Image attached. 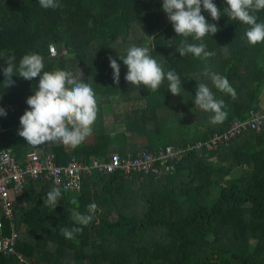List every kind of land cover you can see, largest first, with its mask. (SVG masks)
I'll return each mask as SVG.
<instances>
[{"label": "trees", "instance_id": "16d2710c", "mask_svg": "<svg viewBox=\"0 0 264 264\" xmlns=\"http://www.w3.org/2000/svg\"><path fill=\"white\" fill-rule=\"evenodd\" d=\"M213 2L223 14L226 0ZM58 3L56 9H45L39 0H0V54L14 55L17 66L25 54H39L45 71L68 70L89 83L99 109L94 139L75 149L59 142L27 144L18 135L20 117L29 108L26 100L39 77L25 80L14 75L15 85L5 88L7 61L0 57V107L7 111L0 116V150H9L19 160L38 150L42 157L53 156L57 165L67 164L73 155L92 164L94 159L104 163L115 153L126 156L142 148L195 145L236 124L239 131L212 148L195 145L197 149L181 155L172 172L159 177L91 169L81 174L78 188H60L62 198L54 211L44 200L56 186L42 178L30 180L22 193H13V216L2 215L3 235L15 223L20 233L17 248L34 264H264V127L251 128L248 123L264 112V43L250 45L247 25L226 14L214 21L202 9L219 28L203 40L207 50L215 52L204 62L176 51L185 38L175 33L163 0ZM256 15L264 22V10ZM187 41L200 43L192 37ZM132 45L148 47L165 73L171 70L181 77V96L171 93L166 79L155 92L125 80L128 69L119 55H126ZM109 56L120 64L119 84ZM206 66L228 79L235 99L204 76ZM198 80L225 102L228 115L223 123L214 125L208 118L190 123L177 110L176 101L184 98L196 112ZM123 101L134 103L125 115L115 112V104ZM108 114L115 119L122 115L123 129L116 122L109 124ZM90 203L97 204L98 211L87 226L79 225L73 215L87 214ZM76 227L83 230L72 239L61 234L62 228ZM0 264L27 263L0 252Z\"/></svg>", "mask_w": 264, "mask_h": 264}, {"label": "clouds", "instance_id": "9594fccd", "mask_svg": "<svg viewBox=\"0 0 264 264\" xmlns=\"http://www.w3.org/2000/svg\"><path fill=\"white\" fill-rule=\"evenodd\" d=\"M39 3L45 9L59 7L58 0H39ZM226 4L227 7L223 9L222 14V10L217 7L213 0H163L162 9L167 13V18L172 23L175 33L177 36L185 38L176 49L181 56L191 54L204 62L215 56L214 51L207 50L203 40L209 34L214 36L219 28L216 23H210L206 19L202 14V9L209 12L214 21H219L220 17L226 14L230 20L247 25L245 36L250 45L255 46L258 43H264V22H258L256 15V13L264 10V0H226ZM188 37H192L200 43H188ZM53 48L54 46H52ZM53 53L55 54L56 51ZM0 57L6 58L7 61V67L3 68L5 88L15 85L16 82L12 79L14 75L25 80H33L39 77L34 94L26 100L29 108L20 117L18 135L23 137L27 144L32 147H40L59 142L66 147L75 149L92 134L99 109L96 94L89 83L68 70L45 71L44 59L39 54H25L20 59L18 66L15 63L14 55L0 54ZM119 57L128 69L125 80L133 86L138 88L140 85H144L150 92H155L166 79L168 89L173 95L182 94L181 77L171 70L165 73L152 55V50L148 47L132 45L127 49L126 55H119ZM109 60L113 69L114 81L119 84L120 64L111 56H109ZM203 74L210 78L214 87L220 92L230 95L233 99L236 98V91L226 77L211 72L207 66ZM194 102L196 107L212 113L210 123L221 124L226 120L228 113L224 110L225 102L222 99H216L207 84L198 83ZM6 115V109L0 107V116ZM256 115L264 116V112L261 111ZM250 127L262 128L264 124L258 127L250 125ZM206 142L202 143L206 145ZM166 145H173L176 148L183 147L175 144ZM64 191H67V187ZM61 198V189L54 187L47 193L44 205L54 211ZM72 203L77 204L78 202L73 199ZM97 211V204L90 203L87 206V214H74L73 220L79 225L87 226ZM82 230L81 227L71 230L62 228L61 234L66 239H72L74 233L82 232ZM20 263L34 264L29 259L28 262Z\"/></svg>", "mask_w": 264, "mask_h": 264}, {"label": "built area", "instance_id": "2783aa9c", "mask_svg": "<svg viewBox=\"0 0 264 264\" xmlns=\"http://www.w3.org/2000/svg\"><path fill=\"white\" fill-rule=\"evenodd\" d=\"M252 127H258L264 124V116L256 115L249 121ZM238 124L234 125L223 133H216L213 138L206 142L208 148L223 142L224 139L232 135L235 130L239 131ZM244 125V124H242ZM0 123V131L2 130ZM199 142L195 145H203ZM195 145L186 147H174L166 145L165 147L155 149H142L137 153H128L121 156L118 153L112 155L108 162H100L96 159L92 164L85 160H79V157L72 159L65 165H57L53 156L39 155L38 150L28 152L22 160L15 158L9 150H0V252L9 255H17L20 262H28L27 257L18 250L17 245L20 233L15 223H12V231L3 235L2 215L10 218L14 214V197L13 193H22L30 180L45 179L51 181L56 187L72 190L80 186V176L82 173H91L96 167L103 169L105 172L123 171L127 177L133 173H140L143 176L153 174L156 177L172 172L178 159L184 152L193 148ZM92 169V170H91Z\"/></svg>", "mask_w": 264, "mask_h": 264}, {"label": "rangeland", "instance_id": "374dc122", "mask_svg": "<svg viewBox=\"0 0 264 264\" xmlns=\"http://www.w3.org/2000/svg\"><path fill=\"white\" fill-rule=\"evenodd\" d=\"M78 76H84V72L83 71H78ZM199 78V77H198ZM199 81V80H198ZM201 82V81H199ZM210 89L213 91V89L210 87ZM196 89H195V86H192V92H194ZM214 95L217 99V92H214ZM181 96V95H178L177 98ZM194 101V100H193ZM190 102H186L184 98H182L180 101H176V105L178 107V111H183V116H184V119H186L188 122L190 123H194V122H198L199 121V118L201 120H204V119H210L212 113H209V112H205L203 110H201L199 107H196L195 105V111L194 112L193 110H190V107H189V104ZM263 104H264V101H263ZM134 103L133 101H123L122 103H116L115 104V112H118V113H122V115H125L126 113H129L131 112L133 109H134ZM199 110V111H197ZM121 115V116H122ZM121 116H119L117 119H115V115L114 114H108L106 116V121L109 123V124H113L114 125V122L117 123V126L121 127L123 129V126L124 124H121V121H120V118ZM185 125H188V123H184V126ZM93 138H94V135L91 134L89 137L86 138V141L87 142H92L93 141ZM143 144H146L145 141H142ZM203 153H198V156L199 157H203L202 156ZM214 164H216L215 161H213ZM147 176H150V174H148ZM114 216H117V212L115 211L114 212Z\"/></svg>", "mask_w": 264, "mask_h": 264}, {"label": "crops", "instance_id": "0c3cea01", "mask_svg": "<svg viewBox=\"0 0 264 264\" xmlns=\"http://www.w3.org/2000/svg\"><path fill=\"white\" fill-rule=\"evenodd\" d=\"M94 139V138H93ZM128 152H130V151H128ZM75 155H73L72 157H74ZM76 157V156H75ZM2 213H1V211H0V215H1Z\"/></svg>", "mask_w": 264, "mask_h": 264}]
</instances>
